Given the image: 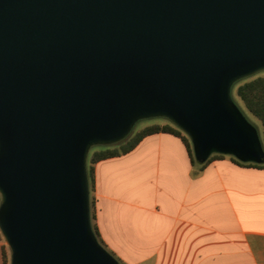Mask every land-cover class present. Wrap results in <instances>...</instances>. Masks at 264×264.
<instances>
[{
    "label": "water",
    "instance_id": "95a60500",
    "mask_svg": "<svg viewBox=\"0 0 264 264\" xmlns=\"http://www.w3.org/2000/svg\"><path fill=\"white\" fill-rule=\"evenodd\" d=\"M264 70V0H0V229L11 264H120L88 155L163 116L195 157L263 163L233 85Z\"/></svg>",
    "mask_w": 264,
    "mask_h": 264
},
{
    "label": "crops",
    "instance_id": "0c3cea01",
    "mask_svg": "<svg viewBox=\"0 0 264 264\" xmlns=\"http://www.w3.org/2000/svg\"><path fill=\"white\" fill-rule=\"evenodd\" d=\"M156 132L95 164V222L121 264H264V165ZM0 239V264H5Z\"/></svg>",
    "mask_w": 264,
    "mask_h": 264
},
{
    "label": "trees",
    "instance_id": "16d2710c",
    "mask_svg": "<svg viewBox=\"0 0 264 264\" xmlns=\"http://www.w3.org/2000/svg\"><path fill=\"white\" fill-rule=\"evenodd\" d=\"M239 96L245 102L247 108L258 117L264 126V77L257 76L249 80L239 81V86L237 89ZM133 131V130H132ZM156 132H170L176 135H181L182 131L170 124H151L143 127L142 129L132 133L126 140L108 145H95L91 148L99 147L94 152L88 155V176L90 181V213L92 220V231L99 242L113 257L121 264L120 258L107 246L103 240L97 223L94 221L96 217V199L94 195L95 190V164L105 158L122 155L133 150L137 144L147 135ZM264 138V137H263ZM224 154L214 153L205 162L198 161L195 158L197 165H201V169L206 166L212 159L216 156H222ZM238 162L248 165H262L261 163L254 162H244L233 156ZM4 261L6 264V254L4 256Z\"/></svg>",
    "mask_w": 264,
    "mask_h": 264
},
{
    "label": "rangeland",
    "instance_id": "374dc122",
    "mask_svg": "<svg viewBox=\"0 0 264 264\" xmlns=\"http://www.w3.org/2000/svg\"><path fill=\"white\" fill-rule=\"evenodd\" d=\"M257 76H263L264 77V70L259 71L251 76H248L246 78H243L241 80H249L251 78L257 77ZM239 80V81H241ZM239 81H237L232 88V95L233 98L235 100V102L239 105V107L241 108V110L243 111V113L245 114V116L247 117V119L256 127V129L259 132L261 141L263 143L264 146V126L261 122V120L256 117L246 106L245 102L242 100V98L239 96L237 89L239 86ZM170 124L172 126H175L177 128H179L183 134H185L187 137L190 138V136L184 132L180 127H178L171 119L167 118V117H163V116H157V117H149V118H143L140 119L139 121H137V123L135 124L133 131L128 135V137L132 134L135 133L136 131L142 129L143 127L147 126V125H151V124ZM128 137H126L124 140H126ZM123 140V141H124ZM192 141V140H191ZM99 147H95L93 148V150H91V152H94L96 149H98ZM90 153V152H89ZM264 165V162L261 163ZM0 205H1V194H0ZM0 239H2L5 242V254H6V264H11L12 262V255H11V250L10 247L5 239V237L3 236L1 229H0Z\"/></svg>",
    "mask_w": 264,
    "mask_h": 264
}]
</instances>
